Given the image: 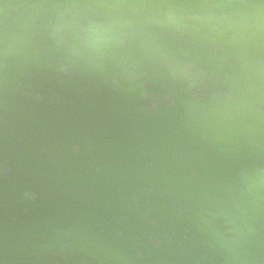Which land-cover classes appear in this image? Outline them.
Instances as JSON below:
<instances>
[{
	"label": "water",
	"instance_id": "95a60500",
	"mask_svg": "<svg viewBox=\"0 0 264 264\" xmlns=\"http://www.w3.org/2000/svg\"><path fill=\"white\" fill-rule=\"evenodd\" d=\"M0 264H264V0H0Z\"/></svg>",
	"mask_w": 264,
	"mask_h": 264
}]
</instances>
